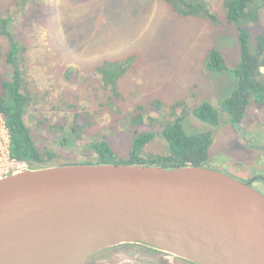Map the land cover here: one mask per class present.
<instances>
[{
	"label": "rangeland",
	"instance_id": "rangeland-1",
	"mask_svg": "<svg viewBox=\"0 0 264 264\" xmlns=\"http://www.w3.org/2000/svg\"><path fill=\"white\" fill-rule=\"evenodd\" d=\"M204 1L215 20L179 16L163 0H0V18L9 19V30L24 48L23 80L36 100L25 116L31 131L40 137L52 128L62 132L63 125L73 122L67 105L89 114V135L81 138L82 145L60 148L51 144L56 158L50 165L94 161L86 143L103 136L115 156L125 159L132 138L127 114L140 106L147 123L142 130L155 133L144 156L167 153L159 133L167 120L181 116L187 134L211 135L208 168L214 169L212 163L236 164L243 168L244 177L256 168L264 171V107L249 105L240 127L228 122L222 112L216 126L191 113L203 103L219 110L236 87L231 72L205 70L211 49L221 54L230 70L239 61V48L235 28L224 19V0ZM259 19L264 27V7ZM7 47V39L0 36V82L10 79L12 72L4 61ZM104 60L123 61L116 96L102 87L95 72ZM1 120L0 116V138ZM80 264L189 262L124 244L96 252Z\"/></svg>",
	"mask_w": 264,
	"mask_h": 264
},
{
	"label": "water",
	"instance_id": "water-1",
	"mask_svg": "<svg viewBox=\"0 0 264 264\" xmlns=\"http://www.w3.org/2000/svg\"><path fill=\"white\" fill-rule=\"evenodd\" d=\"M124 244L191 264H264V196L194 166L71 164L0 177V264H80Z\"/></svg>",
	"mask_w": 264,
	"mask_h": 264
},
{
	"label": "trees",
	"instance_id": "trees-1",
	"mask_svg": "<svg viewBox=\"0 0 264 264\" xmlns=\"http://www.w3.org/2000/svg\"><path fill=\"white\" fill-rule=\"evenodd\" d=\"M179 16L215 20L216 15L204 0H163ZM264 0H224L225 21L236 30L239 48V61L230 69L221 54L211 49L206 56L205 70L211 73L229 71L236 79V87L224 98L220 108L215 109L203 103L192 110V115L199 121L216 126L219 112L228 116V122L240 124L249 105L264 107V27L260 24V10ZM9 19L0 18V36L7 39V51L4 61L11 67L10 79L0 82V115L9 136V156L16 162L25 163L28 168L54 166L50 163L56 158L50 145L60 148H77L81 138L88 137L90 126L89 114L78 113L72 105L73 122L63 125L62 132L48 129L43 137L34 134L26 124L25 116L30 106L36 102L23 80L21 54L23 46L9 30ZM123 61L104 60L95 66V72L101 77V85L112 96L117 95V81L123 74ZM99 106H104L100 103ZM127 128L132 134L131 150L125 159H118L109 142L103 136L99 140L87 142L89 151L94 154V161L85 160L72 164H123L140 166L205 167L209 159V147L212 137L209 133L187 134L183 129V117L176 116L167 120L160 136L166 141L167 153L152 158L144 156L145 147L154 139L155 133L142 130L146 126L140 106L127 114ZM85 145V144H84ZM71 165V164H68ZM191 264V263H189Z\"/></svg>",
	"mask_w": 264,
	"mask_h": 264
},
{
	"label": "flooded vegetation",
	"instance_id": "flooded-vegetation-1",
	"mask_svg": "<svg viewBox=\"0 0 264 264\" xmlns=\"http://www.w3.org/2000/svg\"><path fill=\"white\" fill-rule=\"evenodd\" d=\"M223 164H225V163L219 162V163H212L210 165L214 166V169L215 168H221L222 170L228 172V173H226L227 176H230V177H232L238 181L249 182L250 187H252L254 190H256L257 192H259L260 194H262L264 196V194H263L264 193V171L263 170H259L256 168L255 172L252 175L244 177L243 172H242L243 168L241 166L237 167L236 164H233L230 166L226 165V167H225ZM205 167H207V166H205ZM209 169H212V168H209ZM214 169H212V170H214Z\"/></svg>",
	"mask_w": 264,
	"mask_h": 264
},
{
	"label": "built area",
	"instance_id": "built-area-1",
	"mask_svg": "<svg viewBox=\"0 0 264 264\" xmlns=\"http://www.w3.org/2000/svg\"><path fill=\"white\" fill-rule=\"evenodd\" d=\"M1 118V131L3 132V135L0 138V177L20 169L28 168L25 163L16 162L10 158L9 136L4 126L3 117L1 116Z\"/></svg>",
	"mask_w": 264,
	"mask_h": 264
}]
</instances>
